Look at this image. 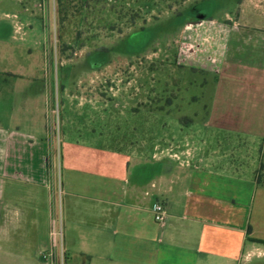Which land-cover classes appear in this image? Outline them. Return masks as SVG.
I'll use <instances>...</instances> for the list:
<instances>
[{
    "label": "crops",
    "instance_id": "crops-1",
    "mask_svg": "<svg viewBox=\"0 0 264 264\" xmlns=\"http://www.w3.org/2000/svg\"><path fill=\"white\" fill-rule=\"evenodd\" d=\"M244 3L237 16L180 24H195L183 37V61L195 56L199 65H193L217 77L226 71L227 80L214 81L206 102V127L185 135L179 128L164 130L160 143L152 131L145 144L127 147L96 144L95 133L86 142L63 132L54 149L46 124L54 97L44 63L14 42L21 30L16 19L0 23V264H44L41 253L59 215L66 264H262V243L252 239L262 240L264 188L256 172L264 135V28L258 19L251 25L244 7L256 9L264 0ZM208 19L216 25H206ZM220 38L227 40V58L243 51L253 71L241 85L228 63L222 65L227 61L208 65ZM17 53L24 54L23 63L16 62ZM220 131L260 147L252 156L247 145L235 159L231 146L211 148L201 137ZM259 176L262 182V170ZM156 202L166 212L160 233ZM251 252H257L254 260Z\"/></svg>",
    "mask_w": 264,
    "mask_h": 264
},
{
    "label": "rangeland",
    "instance_id": "rangeland-1",
    "mask_svg": "<svg viewBox=\"0 0 264 264\" xmlns=\"http://www.w3.org/2000/svg\"><path fill=\"white\" fill-rule=\"evenodd\" d=\"M246 1L0 0V23L16 19L21 30L14 32V42L34 50L37 61L41 59L44 63L43 78L51 81L50 94L54 97L53 111L46 113L54 149L63 132L69 133L68 138L77 137L86 142L90 141L89 133H95L96 144L127 147L130 142L145 144L146 133L152 131L156 132L155 142L160 143L164 130L179 128L185 135L206 127V102L215 90L214 81L227 80L226 71L221 69L217 77L193 65H199L193 60L195 56L183 61L184 35L195 30V24H183V27L180 24L193 4L197 3L198 13L220 18L228 14L237 16V6ZM248 4L244 10L251 16V25L258 19L264 28V4L256 9L253 5L247 7ZM205 5L209 6L208 10L202 9ZM242 20L240 16L239 21ZM210 21L206 25H216ZM225 25L220 23L222 27ZM218 42L216 60L208 65L219 66L227 61L222 65L228 63L225 66L233 69L234 80L241 85L245 75L253 73L243 62V51L237 59L227 58V40L220 38ZM15 55L16 62L25 61L23 53ZM240 91L230 89L228 93ZM76 130L80 136L74 135ZM187 136L191 142H201L197 134ZM201 137L211 148L217 144L231 146L235 159L241 157L247 145H251L252 156L255 148L260 147L242 134L220 131ZM259 143L264 146V135ZM262 176L264 188V171ZM256 257L257 252L250 253L252 260Z\"/></svg>",
    "mask_w": 264,
    "mask_h": 264
},
{
    "label": "built area",
    "instance_id": "built-area-1",
    "mask_svg": "<svg viewBox=\"0 0 264 264\" xmlns=\"http://www.w3.org/2000/svg\"><path fill=\"white\" fill-rule=\"evenodd\" d=\"M20 30V28H17ZM166 217L165 208L162 203L156 202L153 205V218L158 225V232L164 225ZM50 246L41 253L44 264H64L65 252L63 247V225L60 215L51 222L49 230Z\"/></svg>",
    "mask_w": 264,
    "mask_h": 264
},
{
    "label": "flooded vegetation",
    "instance_id": "flooded-vegetation-1",
    "mask_svg": "<svg viewBox=\"0 0 264 264\" xmlns=\"http://www.w3.org/2000/svg\"><path fill=\"white\" fill-rule=\"evenodd\" d=\"M202 9L208 10L209 9V6H207V5L202 6ZM198 12H200V11L198 10L197 3L196 4H193L190 7V10H188V13H186V15L184 16V18H182V19L184 20L185 18H188V19L192 18V19L197 20V19H200V18H208L209 17V16H206V15L201 14V13H198Z\"/></svg>",
    "mask_w": 264,
    "mask_h": 264
},
{
    "label": "trees",
    "instance_id": "trees-1",
    "mask_svg": "<svg viewBox=\"0 0 264 264\" xmlns=\"http://www.w3.org/2000/svg\"><path fill=\"white\" fill-rule=\"evenodd\" d=\"M261 148H262V161H260V166H259V168H258V170L256 172V183L258 185H262L261 178H260L259 174H260L261 170H262V172L264 171V146L261 147ZM262 180H263V176H262ZM252 240L256 241V242H259V243L264 242V240H260V239H252Z\"/></svg>",
    "mask_w": 264,
    "mask_h": 264
}]
</instances>
